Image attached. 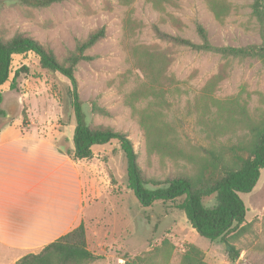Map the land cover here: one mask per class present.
<instances>
[{
	"label": "rangeland",
	"instance_id": "1",
	"mask_svg": "<svg viewBox=\"0 0 264 264\" xmlns=\"http://www.w3.org/2000/svg\"><path fill=\"white\" fill-rule=\"evenodd\" d=\"M252 2L64 0L33 7L0 0V37L25 33L62 61L103 26L105 36L85 51L92 59L74 72L86 119L125 133L143 174L164 180L205 171L216 156L231 163L251 146L264 126V61L195 51L158 38L154 28L198 42L199 22L213 45L260 43ZM37 60L33 52L12 57L9 80L15 68L27 69L13 88L9 80L0 86V125L19 118L28 128L33 120L34 131L72 145L70 82ZM92 152L79 166L76 226L84 225L86 247L97 256L85 264H180L188 252L209 264H264V168L252 190L239 193L245 219L226 236L227 245L200 236L171 202L141 206L127 187L126 159L116 140L93 145ZM204 202L211 204L213 196ZM23 255L0 246V264H15Z\"/></svg>",
	"mask_w": 264,
	"mask_h": 264
},
{
	"label": "trees",
	"instance_id": "2",
	"mask_svg": "<svg viewBox=\"0 0 264 264\" xmlns=\"http://www.w3.org/2000/svg\"><path fill=\"white\" fill-rule=\"evenodd\" d=\"M14 1L33 7H47L64 0ZM252 12L259 23L260 43L239 46L213 45L208 39L207 31L199 22L195 24L198 42L162 32L158 28L154 30L158 38L195 51L218 53L223 57H257L264 61V0H253ZM104 36L105 28L101 26L79 41L62 61L56 58L51 49L25 33H15L6 39L0 37V86L9 80L12 57L33 52L41 69L58 72L70 82V103L75 117L74 149L69 152L72 158L90 159L93 156V145L116 140L126 159L127 187L132 190L141 206H150L157 200L171 202L184 213L190 226L200 236L209 240L221 238L228 245L226 236L245 219L246 207L239 193L252 190L260 169L264 168V126L257 128L251 146L241 154L235 153L231 163L216 156L208 169L198 174H177L164 180L147 178L137 163V154L127 135L108 127H93L87 121L83 103L79 99L75 69L81 61L92 59L85 51ZM25 69L27 67L22 65L13 70L9 80L10 88L16 85L18 75ZM1 100L0 92V103ZM1 114L3 110L0 108ZM211 195L213 202L206 204L204 199ZM96 258L97 256L86 247L85 229L80 223L45 245L39 252L23 255L15 264H85ZM180 264L209 263L188 252L183 255Z\"/></svg>",
	"mask_w": 264,
	"mask_h": 264
},
{
	"label": "crops",
	"instance_id": "3",
	"mask_svg": "<svg viewBox=\"0 0 264 264\" xmlns=\"http://www.w3.org/2000/svg\"><path fill=\"white\" fill-rule=\"evenodd\" d=\"M34 126L19 118L0 125V246L22 255L71 230L82 210L81 160L68 151L74 142Z\"/></svg>",
	"mask_w": 264,
	"mask_h": 264
}]
</instances>
